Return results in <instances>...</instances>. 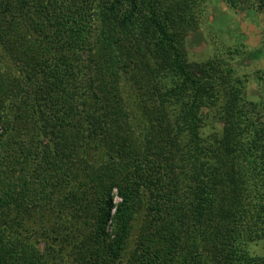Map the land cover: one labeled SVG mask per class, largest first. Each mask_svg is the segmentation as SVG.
Listing matches in <instances>:
<instances>
[{"label":"trees","instance_id":"obj_1","mask_svg":"<svg viewBox=\"0 0 264 264\" xmlns=\"http://www.w3.org/2000/svg\"><path fill=\"white\" fill-rule=\"evenodd\" d=\"M204 1L120 0L107 12L149 87L132 113L116 49L89 41L88 0H0V264H122L139 219L131 264H264V125L243 114L219 57L203 71L178 45L175 18ZM222 1L264 14V0ZM202 108L214 111L208 135Z\"/></svg>","mask_w":264,"mask_h":264},{"label":"rangeland","instance_id":"obj_2","mask_svg":"<svg viewBox=\"0 0 264 264\" xmlns=\"http://www.w3.org/2000/svg\"><path fill=\"white\" fill-rule=\"evenodd\" d=\"M118 1L120 0H88L80 11L91 19L93 37L89 38V41L94 45L95 50L101 49L104 44L113 45L112 47L116 49L113 56L124 63V67L120 63L118 70L116 69L119 77L117 86L122 99L125 98L123 101L128 109L136 113L132 100L134 98L139 100L143 93L138 86L144 83L148 90L149 87L143 75L133 71L132 64L136 60V53L130 56L126 53L123 59V54L127 50L125 47L132 40L131 35L128 37L126 30L119 27V17L108 16L107 13ZM185 10L183 18L179 15L180 19L178 17L175 19L180 22L177 40L178 45L184 49L186 61L205 71L212 68L216 64L214 60L218 61L219 57L221 59L219 63L226 64L232 74L230 80L238 79L236 86L250 109L247 111L242 105L244 112L242 113L248 115L255 127V121L264 125V14L251 12L245 6L229 8L222 0H205L201 7L191 6L186 7ZM104 19H106L105 23ZM131 32H134V29ZM164 92L163 89L162 93ZM147 96H149L147 112L152 118L158 109L159 101L156 98L158 96L150 93ZM151 98L156 101L155 108H152ZM199 117L203 119L202 131L208 135L210 129L207 125H213L214 111L210 108H202ZM137 131L140 132L139 129ZM146 149L143 152L146 153ZM113 193L116 203H119L121 198L117 189H114ZM146 209L147 207L143 206L140 212L145 218L144 223H147ZM142 223L143 221L139 219L134 224L131 235L125 243L122 264H131L140 245L145 241L146 232L145 228H142ZM107 231L109 240L114 239L112 222L108 224ZM37 244L39 248L44 247L42 242ZM254 249L253 247L252 250Z\"/></svg>","mask_w":264,"mask_h":264}]
</instances>
